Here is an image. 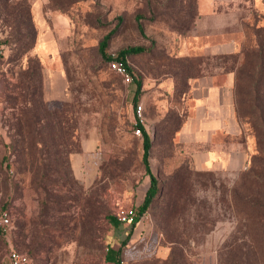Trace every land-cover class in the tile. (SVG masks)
Listing matches in <instances>:
<instances>
[{
    "label": "rangeland",
    "instance_id": "rangeland-1",
    "mask_svg": "<svg viewBox=\"0 0 264 264\" xmlns=\"http://www.w3.org/2000/svg\"><path fill=\"white\" fill-rule=\"evenodd\" d=\"M238 6L245 35L235 101L248 158L224 170L195 167L179 139L188 77L200 63L228 69L234 60L182 55L179 34L192 28L198 0H0V212L12 221L0 233V264H10L13 247L31 264H116L106 252L129 224L116 228L108 216L140 204L150 176L134 131L138 82L127 83L99 49L110 30L108 54L147 47L129 59L159 179L122 264H264V78L258 100L248 95L264 0ZM161 79L169 84L159 90ZM86 141L94 145L84 150Z\"/></svg>",
    "mask_w": 264,
    "mask_h": 264
},
{
    "label": "crops",
    "instance_id": "crops-1",
    "mask_svg": "<svg viewBox=\"0 0 264 264\" xmlns=\"http://www.w3.org/2000/svg\"><path fill=\"white\" fill-rule=\"evenodd\" d=\"M244 2L247 0H198L192 28L179 34L182 55L218 56L240 50L245 29L236 7ZM200 67V74L187 79L184 95H189L191 108L180 125L179 139L198 169L235 170L248 158V146L238 139L244 128L236 111L237 72L219 63H200ZM162 80L159 90L169 84ZM146 84L149 94L153 86L149 80ZM93 145L84 142V150Z\"/></svg>",
    "mask_w": 264,
    "mask_h": 264
},
{
    "label": "trees",
    "instance_id": "trees-1",
    "mask_svg": "<svg viewBox=\"0 0 264 264\" xmlns=\"http://www.w3.org/2000/svg\"><path fill=\"white\" fill-rule=\"evenodd\" d=\"M142 17V14H137V19L139 20V27L141 29V31L144 33V26L143 23L140 21ZM258 29H264V26L260 25L257 27ZM260 31V30H258ZM113 30H110L109 32H107L103 38L100 40L99 43V49L100 52L102 54V56L108 60H110V54H108L107 52V47L109 44V40L112 36ZM147 50V47L145 45L142 44H136V45H129L127 47H123L119 50V56L121 58H123L125 60V62L128 64L129 69L132 71V73L134 74V81L136 80L138 82V87L134 96L135 102L138 103V95L140 93L141 90V79L139 78V76L136 74L132 63L129 59V54L131 53H136V52H141V51H145ZM241 50H238L235 53H230V54H224V55H218L217 57H221V58H227V57H232L233 60V65L231 68L228 69H232V70H236L237 72V81L239 79V72L241 70V68H239L237 66V56ZM256 57L257 60L254 63V66L251 69H254L252 71V73H250V86L248 88L249 93L248 95H253L250 99L249 102L251 103L252 98L254 97V101L258 100V94H259V84H261L263 78H264V40L261 42L260 44V49H258L256 51ZM110 66V64H109ZM227 69V68H226ZM114 70V69H113ZM115 71V70H114ZM116 72V71H115ZM118 73V72H117ZM119 74V73H118ZM238 82H236L237 84ZM236 90H237V85H236ZM256 98V99H255ZM259 104V103H258ZM256 103V105H258ZM136 106V105H135ZM238 115V114H237ZM262 117H264V115H262ZM143 129V162L145 165V169L146 172L149 174L150 176V185L146 190L145 196L143 201L140 204L134 205L137 211L135 220L129 224V228L127 229V233L125 235V237L122 239V243L115 247V246H109L106 252V259L109 261H113L116 264H122V253H123V246H125V244L128 242V240L131 237L132 231L136 225V223L140 220L141 216L145 213L146 210H148V208L151 206L156 194L158 193L159 190V179L158 176L154 173L152 167H151V163H150V153H151V146H152V137L150 135V133L148 132L146 126H142ZM258 135H260V133H258ZM259 138V136H258ZM260 142H261V138H259ZM109 220L111 221L112 224H114V226L116 228H122L124 227V223L122 221H120L117 217V214H109ZM0 233L1 234H5V231L3 230L2 227H0Z\"/></svg>",
    "mask_w": 264,
    "mask_h": 264
},
{
    "label": "built area",
    "instance_id": "built-area-1",
    "mask_svg": "<svg viewBox=\"0 0 264 264\" xmlns=\"http://www.w3.org/2000/svg\"><path fill=\"white\" fill-rule=\"evenodd\" d=\"M110 67L118 72L127 83L134 81V74L129 69L128 64L119 56L118 52H112L109 60ZM147 115L143 102H138L135 107L134 131L136 134H142L143 127L146 125ZM137 211L135 206L119 207L117 217L120 221L126 224H131L136 217ZM12 224L9 212L3 210L0 212V227L5 231ZM10 264H31V257L26 253L15 249L10 251Z\"/></svg>",
    "mask_w": 264,
    "mask_h": 264
}]
</instances>
